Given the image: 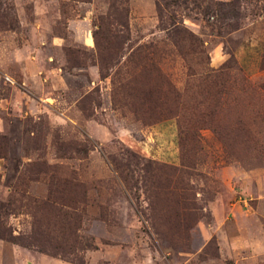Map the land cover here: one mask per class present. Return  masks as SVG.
<instances>
[{"label":"rangeland","instance_id":"obj_1","mask_svg":"<svg viewBox=\"0 0 264 264\" xmlns=\"http://www.w3.org/2000/svg\"><path fill=\"white\" fill-rule=\"evenodd\" d=\"M158 6L203 52L183 60L166 46L141 72L129 56L163 40ZM0 11V227L56 253L0 239V264H264V0H0ZM117 21L107 51L103 25ZM211 71L220 92L196 81ZM175 94L187 118L214 107L212 129L147 118L146 97ZM49 193L52 207L36 204Z\"/></svg>","mask_w":264,"mask_h":264},{"label":"trees","instance_id":"obj_2","mask_svg":"<svg viewBox=\"0 0 264 264\" xmlns=\"http://www.w3.org/2000/svg\"><path fill=\"white\" fill-rule=\"evenodd\" d=\"M158 10L160 11L159 17H158L159 27H160V30L163 31L164 33L163 40H160L158 42H150L148 44L139 46L134 51H132V53L129 56L130 59H132V61H135L138 63L135 66L140 67L141 72L142 71L147 72V71H150V69L154 68L153 66H154L155 56H157L158 53H162L166 46L173 47L176 54L183 60L189 58L190 56H193L194 59L197 60L200 58L199 55L202 54L203 52L201 49L202 44H200L198 38L194 34H192L186 28L176 25V23L173 21H170L169 26L166 27L164 25V19L161 14V8L159 7ZM1 16L3 18H7L6 13L1 12ZM117 22H118L117 23L118 29L116 32L111 30L107 24L103 25L104 34H105L104 36L105 47L104 48L107 51L112 50L111 49L112 42L115 44V47L113 46V49L114 48L118 49V45L120 44V41H121L120 39L123 37L122 33H123V30L126 28V26L124 22H121V21H117ZM2 25H6L9 28L10 26H12V23L10 21H8V23H5L4 21L2 22ZM99 30L100 29L98 25V29H96L92 33L94 44L97 50L103 49V46L101 44L99 45L98 42L96 41V35H97V32H99ZM119 33H121V36ZM132 81L135 82V78H133ZM196 81L198 84H200L202 90H204L205 92H207V90H209L210 88L211 89L218 88L220 92L221 87H222V72L220 71L206 72L205 74L197 78ZM127 88L132 91L134 90V88L131 87L129 84L127 85ZM147 98L148 97L144 99V103L148 104L147 110L148 109L150 110V107H151V110H155L153 114L150 113L149 115H147V118H149L150 121L152 120L156 121L160 117H164V118L176 117L182 126H186L190 128H197V129H206V128H211L212 126L211 125L212 124V113H213L214 107L206 106L205 112H201L199 113V116L191 119V118H187L185 115V112L188 110L186 98H183L179 94L177 95L175 94L173 96V100L170 104H168L166 97H164L162 100H160L159 98H156L155 101H153L154 104L150 106V103H149L150 101H148L149 99ZM171 170H173L174 172L177 171L174 168L173 169L171 168ZM53 199L54 198L49 193L47 198L44 201H40L39 203L36 202V204L41 205L43 208L52 207V205L54 204ZM0 239H3L7 242L14 243V244L26 247V248H34L42 253H48L52 255L56 254L53 250V247H50L51 245L49 244L47 240L40 242L38 240L36 241L35 237H31V236L28 237V239L27 237H24L21 235L14 236L12 235V233L8 232L6 229L2 227H0Z\"/></svg>","mask_w":264,"mask_h":264}]
</instances>
